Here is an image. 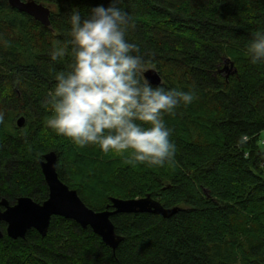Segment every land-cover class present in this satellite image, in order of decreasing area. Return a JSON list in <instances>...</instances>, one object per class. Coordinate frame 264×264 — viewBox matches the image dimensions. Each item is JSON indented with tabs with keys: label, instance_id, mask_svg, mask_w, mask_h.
Returning <instances> with one entry per match:
<instances>
[{
	"label": "trees",
	"instance_id": "16d2710c",
	"mask_svg": "<svg viewBox=\"0 0 264 264\" xmlns=\"http://www.w3.org/2000/svg\"><path fill=\"white\" fill-rule=\"evenodd\" d=\"M28 1V0H27ZM50 7L51 26L0 0V201L29 197L43 204L49 189L40 162L58 157L59 178L95 212L111 199L150 196L170 219L155 214L112 217L124 240L116 251L92 229L62 217L49 233L0 239V264H264V61L248 46L264 30V0H123L134 21L127 32L145 67L166 90L191 91L193 103L163 119L175 155L163 167L126 163L129 153L80 148L47 125L54 45H70L69 18L110 0H30ZM233 65V68H232ZM227 68V69H225ZM237 71V72H235ZM25 117L23 128L17 127Z\"/></svg>",
	"mask_w": 264,
	"mask_h": 264
},
{
	"label": "clouds",
	"instance_id": "9594fccd",
	"mask_svg": "<svg viewBox=\"0 0 264 264\" xmlns=\"http://www.w3.org/2000/svg\"><path fill=\"white\" fill-rule=\"evenodd\" d=\"M122 3L110 0L87 15L71 13L70 45L58 43L50 52L53 61L71 59L66 70L54 75L55 87L46 99L52 108L47 125L80 148L127 152L126 163L132 166L163 167L176 152L163 116L190 105L195 95L154 87L144 78L146 62L137 44L127 39L134 21L119 7ZM248 55L253 64L264 61V30L253 34Z\"/></svg>",
	"mask_w": 264,
	"mask_h": 264
},
{
	"label": "water",
	"instance_id": "95a60500",
	"mask_svg": "<svg viewBox=\"0 0 264 264\" xmlns=\"http://www.w3.org/2000/svg\"><path fill=\"white\" fill-rule=\"evenodd\" d=\"M11 7L21 13L28 14L44 27L51 26L52 10L43 4L28 0H8ZM233 68V65H232ZM227 69V68H225ZM237 72V71H235ZM144 78L154 87L161 86L163 79L156 69L144 72ZM25 125V118L17 122L18 128ZM58 157L52 152L44 156L40 162L45 182L48 185L49 196L43 204L36 203L32 198L22 197L11 205L8 200L0 201V223L6 224V235L13 240H25L27 233L36 230L43 238L49 233L54 217H62L78 223L82 228H91L104 244L116 251L124 238L116 233L112 217L119 214H155L170 219L178 213L179 209H166L160 202L150 196L143 199L122 200L111 199L112 210L95 212L86 206L75 190H71L59 178L57 172ZM0 228V239L5 236Z\"/></svg>",
	"mask_w": 264,
	"mask_h": 264
},
{
	"label": "built area",
	"instance_id": "2783aa9c",
	"mask_svg": "<svg viewBox=\"0 0 264 264\" xmlns=\"http://www.w3.org/2000/svg\"><path fill=\"white\" fill-rule=\"evenodd\" d=\"M260 145L264 148V130H263V132L261 133V135H260Z\"/></svg>",
	"mask_w": 264,
	"mask_h": 264
},
{
	"label": "rangeland",
	"instance_id": "374dc122",
	"mask_svg": "<svg viewBox=\"0 0 264 264\" xmlns=\"http://www.w3.org/2000/svg\"><path fill=\"white\" fill-rule=\"evenodd\" d=\"M149 69H155V68L154 67H144V72L149 70ZM144 72H143V74H144Z\"/></svg>",
	"mask_w": 264,
	"mask_h": 264
},
{
	"label": "bare ground",
	"instance_id": "6f19581e",
	"mask_svg": "<svg viewBox=\"0 0 264 264\" xmlns=\"http://www.w3.org/2000/svg\"><path fill=\"white\" fill-rule=\"evenodd\" d=\"M38 4H39V3H38ZM50 18H51V17H50ZM22 117H23V116H22ZM22 117H19L18 120H19L20 118H22ZM23 118H25V117H23ZM18 120H17V122H18ZM25 123H26V118H25ZM24 126H25V125H24ZM24 126H23V127H24ZM17 127H18V126H17ZM23 127H22V128H23ZM36 203H37V202H36ZM179 210H180V209H179Z\"/></svg>",
	"mask_w": 264,
	"mask_h": 264
}]
</instances>
